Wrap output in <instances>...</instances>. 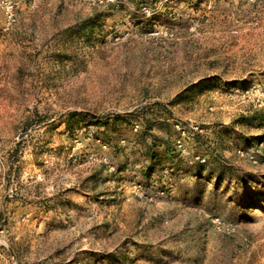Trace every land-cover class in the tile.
I'll list each match as a JSON object with an SVG mask.
<instances>
[{"label": "rangeland", "instance_id": "1", "mask_svg": "<svg viewBox=\"0 0 264 264\" xmlns=\"http://www.w3.org/2000/svg\"><path fill=\"white\" fill-rule=\"evenodd\" d=\"M0 264H264V0H0Z\"/></svg>", "mask_w": 264, "mask_h": 264}]
</instances>
